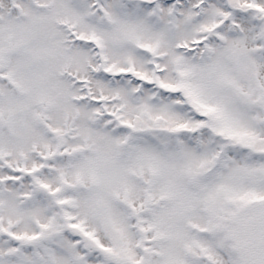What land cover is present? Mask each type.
Returning <instances> with one entry per match:
<instances>
[{
  "label": "snow or ice",
  "instance_id": "6c2138e0",
  "mask_svg": "<svg viewBox=\"0 0 264 264\" xmlns=\"http://www.w3.org/2000/svg\"><path fill=\"white\" fill-rule=\"evenodd\" d=\"M0 264H264V0H0Z\"/></svg>",
  "mask_w": 264,
  "mask_h": 264
}]
</instances>
